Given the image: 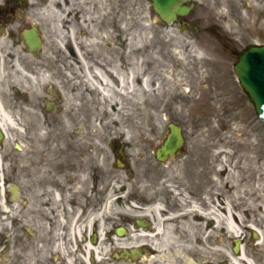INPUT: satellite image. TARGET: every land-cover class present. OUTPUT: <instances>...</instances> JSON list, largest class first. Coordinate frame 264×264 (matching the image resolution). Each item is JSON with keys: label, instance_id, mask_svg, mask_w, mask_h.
Masks as SVG:
<instances>
[{"label": "rangeland", "instance_id": "rangeland-1", "mask_svg": "<svg viewBox=\"0 0 264 264\" xmlns=\"http://www.w3.org/2000/svg\"><path fill=\"white\" fill-rule=\"evenodd\" d=\"M233 1L191 0L194 9L186 20L169 25L159 20L150 0H29V26L39 29L42 48L25 52L0 38V97L10 109L18 100L20 105L27 103L33 136L45 144L39 152L54 165L61 146L62 161L76 160L78 173L86 175L92 169L93 176L109 186L108 211L93 214L95 224L109 219L104 225L109 235L93 244L102 262L92 252L91 264H136L152 256L160 258V264H169V256L173 264H229L226 254H234V238L222 223L215 228L216 246L206 245L205 259L190 253L194 227L197 230L202 221L187 212L186 196L176 184L183 186L185 178L197 179L202 172L206 180L219 174L225 181L223 201L229 202L230 192L224 186L238 158L234 152L256 155L264 149V124L233 68L242 44L229 43L230 8L245 14L249 0ZM4 2L0 0V7ZM238 34L250 42L243 27ZM72 66L95 67L91 77L79 75L76 81ZM97 73L110 84L108 95L100 90ZM44 100L48 110L58 113L42 114L39 105ZM49 120H57L60 129L49 134ZM169 123L184 128L182 152L202 151L204 162L187 163L182 153L174 167L156 162L155 152ZM49 137L52 144H48ZM255 173L261 174V167ZM257 200L252 206L239 198L238 203L246 201L238 205L239 239L243 251L256 264H264V243L258 244L260 236L251 228L264 239V196ZM169 206L176 216L172 221ZM14 208L2 214L0 264H22L25 245L13 242L23 237V222L15 229L10 223L21 218L20 201ZM133 220L147 226L140 228ZM214 225L211 220L208 227ZM119 227L126 228L125 236H115ZM169 235L174 252H180L169 253ZM133 250L141 256L134 260L114 257ZM33 255L30 264H37L39 255Z\"/></svg>", "mask_w": 264, "mask_h": 264}, {"label": "flooded vegetation", "instance_id": "flooded-vegetation-1", "mask_svg": "<svg viewBox=\"0 0 264 264\" xmlns=\"http://www.w3.org/2000/svg\"><path fill=\"white\" fill-rule=\"evenodd\" d=\"M230 2L235 3L233 0ZM225 4L226 1L222 5ZM3 5L0 7V38L4 37L12 43L13 47L29 52L23 38L25 32L33 27L29 26V0H5ZM245 6L248 8L245 14L241 10L230 8L233 27L230 24L232 42L229 40V43L236 45V42H240L242 44V51L237 61L247 49L264 46V0H249ZM185 18L179 21L184 22ZM241 27L247 32V37H251L250 42L246 43L245 41L249 39L240 37L241 34H238V29ZM198 30L199 28L196 27V31ZM240 39L242 40L239 41ZM93 67L95 66H72L75 80L80 81L78 79L80 76L91 77ZM99 67L101 70L109 71L107 66ZM84 80L87 82V79ZM15 103L10 109L0 97L2 109L0 112V223L2 214L15 209L14 205L20 201L21 218L11 219L10 223L15 229L19 221L23 222V237L13 242L15 245L23 241L25 245L22 264H30L31 257H35L33 254L36 253L39 255L37 264H91L93 258L91 253L78 254L77 251L81 250L85 253V246H93L109 235L104 231V225L109 224L108 218H101L98 224H95L93 220V214L100 212L101 215L108 211L109 186L102 183L99 176L94 177L92 169L89 173L85 171L86 175L78 173L76 160L62 161L61 146L57 148L54 165L49 163L44 158V154L39 152L41 147L45 148V144L33 136L35 128L31 127L27 117V103L20 105L19 100ZM47 108L49 107L44 100L43 105H39L42 114L58 113L57 111L51 112ZM3 113L9 116V120L4 117ZM47 122V126L50 125L47 128L49 134L52 130L60 129L57 120ZM180 128L184 141L183 147L173 156H169L164 163L169 162V167H174L178 164L181 153L187 163L190 161L198 163V160L199 163L204 162L202 151L182 152L186 144V134L184 128L181 126ZM50 143L52 144L51 137H49L48 144ZM57 146H59L58 143ZM72 151L75 153V149L72 148ZM234 156L238 158L235 159L236 164H234L231 180L224 188L226 192H230L231 212L234 215L233 220L236 221L237 214L239 215L238 205L246 203V201L238 203L239 198L249 200L253 206L258 201L257 197L264 196V149L261 152L257 151L256 155H252V152L249 154V152L235 151ZM255 156L256 159L253 158ZM260 167L261 174H254V169L258 170ZM192 169L196 171L194 166ZM198 170L202 172V168ZM94 179L96 186L93 185ZM210 179L212 180H206L202 172L197 179L185 178L183 186L176 184L177 189L184 191L186 206L188 203L197 204L200 209L205 210L212 207L214 201L216 203L220 201L218 197L221 199L223 196L221 187L225 181L223 182L219 174L211 176ZM214 179L216 182L213 181ZM259 181L261 182L260 187ZM122 189L125 190V187ZM172 211V207L169 206V214H172ZM248 212L250 210L246 211V218H249ZM133 221L139 226V220ZM128 222L131 220L126 221ZM122 228L125 229L123 235L125 236L126 228ZM115 236H118L117 230ZM1 240L4 238L2 237ZM8 242L9 240L6 241ZM233 242L235 245V238ZM109 243L108 241L107 244ZM233 251L236 256L239 255L235 253L234 247ZM79 256L83 259L82 263ZM248 258L253 260L250 255Z\"/></svg>", "mask_w": 264, "mask_h": 264}, {"label": "water", "instance_id": "water-1", "mask_svg": "<svg viewBox=\"0 0 264 264\" xmlns=\"http://www.w3.org/2000/svg\"><path fill=\"white\" fill-rule=\"evenodd\" d=\"M151 7L159 19L167 24L173 23L178 17L188 15L193 8L190 0H151ZM24 39L31 52L41 48L42 41L35 28L25 32ZM234 72L243 90L251 99L259 120L264 123V47L248 49L235 64ZM168 130L170 134L155 154L158 162L173 156L183 144L181 129L177 125L168 124ZM118 234L122 235L123 230H119ZM238 245L239 241H236V252ZM138 254L137 251H132L125 252L121 256L116 255V257H134Z\"/></svg>", "mask_w": 264, "mask_h": 264}, {"label": "bare ground", "instance_id": "bare-ground-1", "mask_svg": "<svg viewBox=\"0 0 264 264\" xmlns=\"http://www.w3.org/2000/svg\"><path fill=\"white\" fill-rule=\"evenodd\" d=\"M98 76L100 77V83L101 85L99 86L100 90L102 91V93H104L105 95H108L109 92V87L110 84L107 82V80L100 75L99 73H97ZM1 107H0V112H1ZM4 117L7 118L9 120V116L7 114H4ZM214 181L216 182V180L214 179ZM230 201L229 202H225L223 201V198H219L218 197V203H216L215 201L212 203L213 206L206 208L205 210H202L199 208V205L197 204H192V203H188V205L186 207L187 208V212L188 213H195L193 215H199V218L201 219L202 222L198 223V229L196 230V228L194 227V231L195 234L192 235V237H194V241L190 242V253L194 256L196 254H198L199 256H201V259H205V255L204 252H207L206 250V245H214L216 246L217 241H215L214 238V233H215V228L220 226L221 223L225 225L226 229L228 230L229 234L233 237V238H238L240 236V216L237 214V219L236 221L233 220V214L231 212V196L229 197ZM208 199V197L206 198V200ZM194 208V209H193ZM155 211L158 213V210L160 209L159 205L155 206ZM185 215V214H183ZM176 218V216H174L173 214L169 215V221H172ZM213 221L215 223L214 227H212V229H210L208 226V224H210V221ZM205 222H207V226H205ZM204 225V226H203ZM253 230H255L256 235L260 236V241H259V245L264 243V239L262 237L261 232H259L257 229H254L253 227H251ZM170 229V228H169ZM157 231H159V229H157ZM171 233V231H170ZM141 236H149L145 233H141ZM151 237V235H150ZM189 246V245H188ZM174 241L172 240V236L169 235V253L172 254V252L175 254V252H180L179 249H176V251L174 252ZM182 248H184V246H182ZM85 253H94L97 256V259L100 260V262H102V259L98 257V251L93 248V246L89 245L86 246L85 248ZM179 254V253H178ZM184 256V255H179ZM228 260H229V264H256L253 260H251L250 258H248V254L245 253V251L243 253H240L238 256H236L233 253H227L226 254ZM187 258V257H186ZM189 258V257H188ZM187 261L189 262V260L192 259H188ZM160 262H163L162 260H160V258L157 257H149L148 259H144V261L142 262H137L136 264H160ZM174 261L170 258L169 256V264H173Z\"/></svg>", "mask_w": 264, "mask_h": 264}]
</instances>
